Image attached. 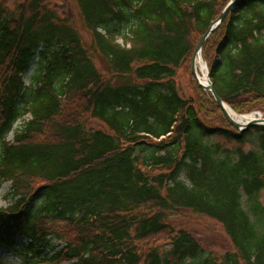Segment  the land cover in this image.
<instances>
[{"label":"trees","instance_id":"obj_1","mask_svg":"<svg viewBox=\"0 0 264 264\" xmlns=\"http://www.w3.org/2000/svg\"><path fill=\"white\" fill-rule=\"evenodd\" d=\"M52 1L0 4V185H12L0 249L21 264H264V125L234 128L192 74L231 0H75L90 49ZM206 41L223 103L264 113V0L238 1ZM186 210L221 224L234 251L174 229ZM165 236V250L148 245Z\"/></svg>","mask_w":264,"mask_h":264},{"label":"rangeland","instance_id":"obj_2","mask_svg":"<svg viewBox=\"0 0 264 264\" xmlns=\"http://www.w3.org/2000/svg\"><path fill=\"white\" fill-rule=\"evenodd\" d=\"M23 2V0H0V4L7 6L9 10H13L17 4ZM52 8L58 12L61 16L65 17L71 25L77 30V32L82 36L85 46L89 49L92 47V35L85 28V24H83L82 15L79 11L78 4L75 0H53L51 2ZM120 45H124L121 41L118 42ZM205 59V58H204ZM94 60L97 66L101 69L102 73L106 75L105 67L103 65V61L99 57L94 55ZM206 62V60H205ZM38 59H35L31 67L29 68L28 73L25 77L26 84L31 82L33 76H35V67L37 66ZM208 65V63H207ZM108 76V75H106ZM190 74L188 72H184L181 70L179 72V76L177 79V85L180 88V91L185 96H190L192 94V87L189 85L190 82ZM30 80V81H29ZM260 115L264 117V113L258 112ZM254 113V114H258ZM237 114V113H236ZM239 115V114H238ZM247 115H252L247 114ZM243 115V116H247ZM30 119V116L23 118L18 121L14 126V131L8 135L9 141H14V134L21 127L24 121ZM87 123L92 128L104 129V126L94 120L88 119ZM11 182H3L0 185V209H7L9 207L8 201H6L5 196L10 194ZM260 203L264 205V191L259 197ZM170 224L174 229H182L185 231H189L195 239H197L203 249L207 252H212L216 257H221V255L234 251V248L231 245L229 238L226 236L223 226L218 224L211 218H207L205 216L196 215L191 211H180L175 215H172L169 220ZM1 223V221H0ZM21 242H26V240H20ZM167 240L166 236L160 239H156L152 242H149V246L155 247L160 246L163 250L167 248L166 246ZM60 245L59 243H56ZM0 264H21L20 259L16 256L15 252L12 250H8L6 248L0 249Z\"/></svg>","mask_w":264,"mask_h":264},{"label":"water","instance_id":"obj_3","mask_svg":"<svg viewBox=\"0 0 264 264\" xmlns=\"http://www.w3.org/2000/svg\"><path fill=\"white\" fill-rule=\"evenodd\" d=\"M238 1H240V0H231V2L226 6L227 8L221 13V15L218 17L217 20H215L214 22L211 23L210 28H209V31L200 40V43H199V45L197 46V48L195 50V54H194L193 60H192V63H193L192 64V74L194 75L195 80L197 81V83L199 85H201L205 89L206 92L210 93L213 96V98L217 102L218 106H220V108L222 109L223 114L227 118V120L229 121V123L234 128L238 129L239 131H245V130H247L251 126L264 125V117H262L259 113L258 114H252V115L242 116V117H245V118H247L248 116H254L251 119H249L248 121H246V122H238L237 121L236 122L232 118V116H230L227 108H229L231 111H232V109L229 106H227L226 104L223 103V101L220 99L219 95H217V93H216V91L214 89L213 84H211V82H210V74H209L208 65L205 62V59H204V56H203V52H202L203 46L207 42L206 40L211 36V34L214 33V31L217 30V28L221 25V23L226 20V17L232 11V9L234 8L235 4ZM199 56H202L203 62L205 63V65L207 67L208 86L201 84L200 76H199V74L197 72L196 59Z\"/></svg>","mask_w":264,"mask_h":264},{"label":"bare ground","instance_id":"obj_4","mask_svg":"<svg viewBox=\"0 0 264 264\" xmlns=\"http://www.w3.org/2000/svg\"><path fill=\"white\" fill-rule=\"evenodd\" d=\"M196 67H197V72L200 76V81L201 84L208 86V74H207V67L205 65V63L203 62L202 56H199L196 59ZM230 116H232V118L237 122H246L249 119H251L254 116H248L247 118L239 116V115H235L229 108H227Z\"/></svg>","mask_w":264,"mask_h":264}]
</instances>
